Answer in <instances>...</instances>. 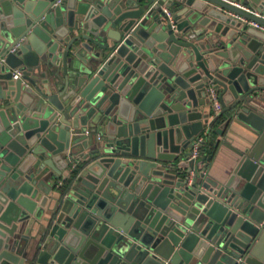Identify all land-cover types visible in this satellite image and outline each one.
Wrapping results in <instances>:
<instances>
[{"label": "water", "instance_id": "1", "mask_svg": "<svg viewBox=\"0 0 264 264\" xmlns=\"http://www.w3.org/2000/svg\"><path fill=\"white\" fill-rule=\"evenodd\" d=\"M238 17L264 0H0V264H264V29ZM233 120L207 176L194 143Z\"/></svg>", "mask_w": 264, "mask_h": 264}, {"label": "crops", "instance_id": "2", "mask_svg": "<svg viewBox=\"0 0 264 264\" xmlns=\"http://www.w3.org/2000/svg\"><path fill=\"white\" fill-rule=\"evenodd\" d=\"M236 5V4H235ZM209 110L205 107L203 112ZM210 117L214 115L213 108H210ZM222 121L215 123L213 127L204 125L199 136L211 134L212 143L215 145V152L210 161L206 164L205 160L199 162L198 167L206 166L205 173L212 178L229 174L237 158V151L242 150L247 144L249 135L248 127L240 121L233 120L223 130L222 134L216 132ZM198 136V135H197ZM200 151V150H199ZM201 153V151H200Z\"/></svg>", "mask_w": 264, "mask_h": 264}, {"label": "built area", "instance_id": "3", "mask_svg": "<svg viewBox=\"0 0 264 264\" xmlns=\"http://www.w3.org/2000/svg\"><path fill=\"white\" fill-rule=\"evenodd\" d=\"M237 5V4H236ZM238 6V5H237ZM241 8H243L244 10H246V11H248V12H251V13H253V14H256V15H258V13L256 12V11H254V10H250L249 8H247V7H241ZM239 19H241V20H243V21H245V22H248L250 25H252V26H254V27H258V28H260V29H264V26H261V25H259L257 22H254V21H246L244 18H242V17H238ZM13 49L14 48H12L10 51H13ZM3 57H1L0 58V62H2L3 61ZM21 71L19 70V69H14L13 70V74H12V76H13V78H18V77H20L21 76ZM209 92H210V95H211V97H212V105H213V110H214V112L215 113H218L220 110H221V103H220V101L218 100V98H217V94H216V92H215V90L213 89V88H210V90H209ZM203 141V136H198V138L196 139V141H195V143H194V147H193V151H192V156L193 157H196V156H198L199 155V148H200V144H201V142Z\"/></svg>", "mask_w": 264, "mask_h": 264}, {"label": "trees", "instance_id": "4", "mask_svg": "<svg viewBox=\"0 0 264 264\" xmlns=\"http://www.w3.org/2000/svg\"><path fill=\"white\" fill-rule=\"evenodd\" d=\"M219 122V121H218ZM216 122V123H218ZM211 134L205 136V141L200 147L201 155L204 157L205 163L207 164L213 157L215 152V145L212 143Z\"/></svg>", "mask_w": 264, "mask_h": 264}]
</instances>
